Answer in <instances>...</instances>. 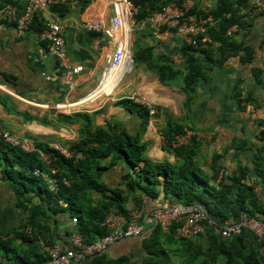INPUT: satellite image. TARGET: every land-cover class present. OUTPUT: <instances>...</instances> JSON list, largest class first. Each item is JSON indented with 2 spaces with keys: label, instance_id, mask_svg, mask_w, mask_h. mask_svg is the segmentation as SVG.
<instances>
[{
  "label": "crops",
  "instance_id": "crops-1",
  "mask_svg": "<svg viewBox=\"0 0 264 264\" xmlns=\"http://www.w3.org/2000/svg\"><path fill=\"white\" fill-rule=\"evenodd\" d=\"M5 1L0 0V3ZM9 1L20 9L24 7V0ZM114 1L84 0L51 7L39 15L32 27L22 34L17 33L13 23H0V98L3 99H0V121L19 136H35L60 143L74 141L79 137L80 123L65 125L54 120L60 111L56 105L68 107L92 98L93 104L85 110L74 109L67 114L87 112L94 125L111 124L137 135L143 124V116L119 104L120 99L137 95L156 108L155 115H150L141 135L149 159L178 162L170 151L171 147L166 144L165 140L170 139L166 134L170 132L171 125L172 128L186 126L195 132L197 161L207 173L213 172L214 158L220 156L219 160L227 172L234 173L238 165L243 163L250 167L251 174L255 176L256 145H261L260 120L264 112H258L256 98L241 104L235 92L241 85L247 93L264 98V13L251 16L246 27L238 28L233 33L235 41L252 47L253 62L242 63V53H230L223 65L214 67L209 71L208 78L199 83L193 107L188 110L185 107L187 96L181 90L180 80L165 84L146 62L135 63L133 59L140 48L153 47L158 59L167 55L181 66L184 63L180 52L184 44L183 37L173 33L166 39H157L146 22L132 23L126 14H123L124 22L114 29L112 37L105 33L86 31L82 27L84 21L92 20L110 26L115 17ZM183 1L189 3L190 10L194 11L193 18H197L196 14L201 11L217 5V0ZM118 5L121 12L125 11L123 0H119ZM48 18L62 25L71 62L84 65L78 86L68 94L60 87L58 60L49 52L46 41L40 36V29ZM114 53L116 59L112 60ZM102 94L111 97L102 99ZM65 102L72 104H61ZM84 104L87 102H83L80 107H85ZM16 110L47 116L53 119V124L44 125L40 120L29 121ZM245 141L247 146L237 149V145ZM252 194L257 203L264 206V186L253 190ZM169 204L170 200L161 194L154 202L147 201V206L134 209H144L147 214ZM29 215L28 209L17 204L11 188L0 182V229L10 233L9 237H16L15 231L24 227ZM56 218L59 222H56ZM46 221L51 224L56 235L66 240L61 243L70 244L67 230L72 229L73 222L69 214L52 216L49 211ZM152 228L146 229L138 238L114 243L101 256L107 260L126 256L130 258L131 264H147L149 254L142 247V240ZM25 231L30 233L31 230L27 227ZM194 239L187 260L182 244L175 242L168 246L172 264H193L196 259L192 258V253L197 244L206 242V238L200 235ZM15 241L18 245L23 243L22 248L31 252L34 261L50 264L46 261L49 255L46 249L48 245L44 241L22 242L20 238ZM5 251V248H0V264L10 262L5 257ZM17 260L16 264H23Z\"/></svg>",
  "mask_w": 264,
  "mask_h": 264
},
{
  "label": "trees",
  "instance_id": "trees-1",
  "mask_svg": "<svg viewBox=\"0 0 264 264\" xmlns=\"http://www.w3.org/2000/svg\"><path fill=\"white\" fill-rule=\"evenodd\" d=\"M131 1L137 7L135 21L140 23L161 11L170 0ZM7 2L12 3L7 0L0 5ZM247 2L248 0H217L216 7L196 14L197 18L212 16L214 22L208 25L205 33L197 36L196 44L184 42L181 46L183 65H176L167 55L158 59L153 53V47L137 50L133 56L134 62H146L165 84L180 80L181 90L187 96L185 107L191 109L199 83L208 78L209 71L214 67L223 65L230 53H242V63L253 62L252 47L238 43L233 34H227L228 29L234 25L238 28L246 27L249 21L244 19L242 9ZM193 13L191 9L189 15L192 16ZM37 19L38 17L35 21ZM235 95L241 104L254 100L251 93L243 94L241 85L236 88ZM119 104L131 111L136 110L143 116V124L137 135L111 124L94 125L87 112H58L54 120L59 123H80L79 137L62 143L74 152L72 157L52 148L50 141L31 136L37 140V147L48 155L47 162L38 151H26L0 136V182L11 188L17 204L24 206L30 213L24 227L15 231L16 237H9L10 233L0 229V248L7 250L5 257L10 261L8 264H16V258L18 263L23 264L42 263L41 260H33L31 252L22 248L23 243L16 244V238H20L22 242L42 240L47 245L60 241L65 243L66 240L56 235L51 224L46 221L49 211L52 216L69 214L71 221L72 217H76L78 221L72 228L74 225L79 228L87 244L107 233L105 220L110 213L125 215L128 223L132 209L147 206V201L154 202L161 194L171 204L181 202L201 205L217 225L229 218L239 219L243 212L258 218L264 217V206L257 203L252 194L254 188L243 182L249 176L264 186V117L260 120L261 145H256V175H252L250 167L243 163L238 165L234 173L227 172L219 160L220 156L214 158L213 172L209 174L197 161L195 135L191 144L170 148L178 162L149 159L146 156L147 146L141 141L142 132L150 117L148 108L127 97L120 99ZM16 111L29 121L40 120L44 125L53 124V119L47 116ZM183 129L181 126L172 128L171 125L166 136L171 139ZM245 146L246 141L237 145V149ZM37 169L40 174L36 173ZM52 169L56 172L52 173ZM51 179L54 181H50ZM55 220L59 222L58 218ZM178 224L174 222L167 231L159 224L147 225V230L153 227L142 240V247L149 254L147 264H172L168 246L175 242L183 245L187 260L195 239L182 238L176 231ZM204 225L205 230L200 236L205 237L206 242L197 244L192 253V258L196 259L193 264H264V241L250 229L244 227L238 234L221 237L208 221L205 220ZM27 227L31 230L30 233L25 231ZM71 230L68 228L67 235ZM46 261H49V257ZM86 264L131 263L126 256L107 260L99 253Z\"/></svg>",
  "mask_w": 264,
  "mask_h": 264
},
{
  "label": "built area",
  "instance_id": "built-area-1",
  "mask_svg": "<svg viewBox=\"0 0 264 264\" xmlns=\"http://www.w3.org/2000/svg\"><path fill=\"white\" fill-rule=\"evenodd\" d=\"M79 1L84 0H24L23 9H20L14 3L7 2L0 5V23L11 22L14 24L17 33L22 34L31 28L35 18L44 11L56 5L62 6L65 3ZM118 1L115 0L113 4L115 17L112 19L110 26L102 21L92 20L84 21L82 27L86 31L105 33L112 37L114 29L124 22L123 14H126V18H131L132 23H135L134 14L137 12V7L131 0H123L125 11L121 12ZM190 8L189 3L183 0H170L161 11L155 12L144 22L149 25L153 36L157 39H166L174 33L183 37L185 43L196 44L197 36L205 33L208 25L212 24L214 19L212 16L193 18L189 15ZM242 13L245 15L244 19L246 21H249L251 16L257 13H264V0H248L246 6L242 9ZM237 29L238 26L234 25L228 29L227 34L231 35ZM40 36L46 41L49 52L58 60L60 67V87L63 92L68 94L78 86L79 77L84 71V65L71 62L67 53V42L63 34V27L56 20L48 18ZM115 59L116 54L114 53L112 60ZM47 78L50 79L51 77L47 76ZM242 92L244 95L247 94V91L243 89ZM128 98L146 106L150 115H155L156 108L151 102L137 95H132ZM255 98L258 101V112H264V98L254 96ZM61 104L71 103L66 102ZM61 108L66 107H61L60 104L56 105V109ZM194 135L195 132L192 128L184 127L173 138L165 141L169 147H178L191 144ZM0 136L5 141L13 145H19L26 151H38L44 160L49 161L48 155L37 147V140L35 138L19 136L7 128L1 121ZM50 146L68 157L74 155V152L60 142H50ZM55 172L56 170L52 169V173ZM36 173L40 174L41 172L37 169ZM50 181L54 180L51 179ZM243 182L252 186L254 190L261 187L260 184L256 183L249 176L245 177ZM205 220L215 227L216 233L221 237L238 234L246 227L253 231L260 240L264 241V217L258 218L251 216L247 212H243L239 219L229 218L222 224L217 225L213 219L208 217V213L201 205L178 202L159 207L147 214L144 213V209H132L129 212L128 223H126L127 217L125 215L110 213L105 220L107 233L103 237L88 244L84 242L83 234L79 228L74 225L69 234L70 244L56 242L46 247L49 255V263L86 264L90 258L102 253L114 243L124 239L142 236L146 232L147 225L152 223L154 225H161L163 230L167 231L174 222H177L179 224L176 231L182 238H195L205 230ZM77 221L78 219L76 217H72L73 224H76Z\"/></svg>",
  "mask_w": 264,
  "mask_h": 264
},
{
  "label": "rangeland",
  "instance_id": "rangeland-1",
  "mask_svg": "<svg viewBox=\"0 0 264 264\" xmlns=\"http://www.w3.org/2000/svg\"><path fill=\"white\" fill-rule=\"evenodd\" d=\"M103 96H102V99H106V98H109V97H111V95H108V94H102ZM92 101H94V99L92 100V98H86L85 100H83V102L85 103V102H87V104H84V105H86L85 107H80V105H82L83 104V102L81 103V104H76V105H71V106H68V107H66V108H61V109H58V110H60L59 112H65V113H68V112H70V111H74V109L76 110V111H82V110H85L86 108H87V106H90V105H92L93 104V102ZM89 102V103H88ZM66 103V102H65ZM72 104V103H71ZM149 228H151V227H149ZM170 247V246H169ZM168 249V248H167Z\"/></svg>",
  "mask_w": 264,
  "mask_h": 264
}]
</instances>
